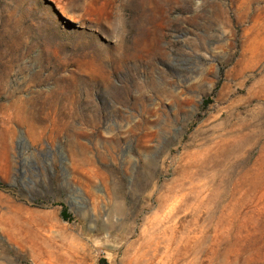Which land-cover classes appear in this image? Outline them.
<instances>
[{
    "label": "rangeland",
    "instance_id": "374dc122",
    "mask_svg": "<svg viewBox=\"0 0 264 264\" xmlns=\"http://www.w3.org/2000/svg\"><path fill=\"white\" fill-rule=\"evenodd\" d=\"M0 185V264H264V0H0Z\"/></svg>",
    "mask_w": 264,
    "mask_h": 264
},
{
    "label": "trees",
    "instance_id": "16d2710c",
    "mask_svg": "<svg viewBox=\"0 0 264 264\" xmlns=\"http://www.w3.org/2000/svg\"><path fill=\"white\" fill-rule=\"evenodd\" d=\"M0 186H1V185H0ZM61 215H62V218H64V219L67 217V216H66V212H65L64 209L62 210Z\"/></svg>",
    "mask_w": 264,
    "mask_h": 264
}]
</instances>
